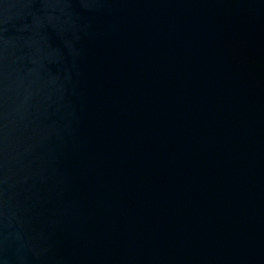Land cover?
<instances>
[{
    "label": "water",
    "instance_id": "obj_1",
    "mask_svg": "<svg viewBox=\"0 0 264 264\" xmlns=\"http://www.w3.org/2000/svg\"><path fill=\"white\" fill-rule=\"evenodd\" d=\"M0 264H264V0H0Z\"/></svg>",
    "mask_w": 264,
    "mask_h": 264
}]
</instances>
